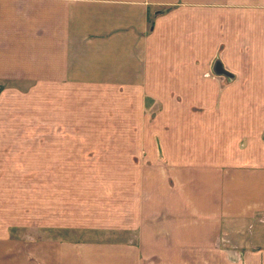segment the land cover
Masks as SVG:
<instances>
[{
    "label": "crops",
    "instance_id": "obj_1",
    "mask_svg": "<svg viewBox=\"0 0 264 264\" xmlns=\"http://www.w3.org/2000/svg\"><path fill=\"white\" fill-rule=\"evenodd\" d=\"M0 264H264V0H0Z\"/></svg>",
    "mask_w": 264,
    "mask_h": 264
},
{
    "label": "rangeland",
    "instance_id": "obj_2",
    "mask_svg": "<svg viewBox=\"0 0 264 264\" xmlns=\"http://www.w3.org/2000/svg\"><path fill=\"white\" fill-rule=\"evenodd\" d=\"M71 232H73V231H68V230H65L64 231V235H65V237H68L69 235H71ZM78 233V232H77ZM92 233L93 232H90V231H86V232H80L79 234H84V235H88V234H90L89 236H92ZM98 233H101V232H95L94 234H98Z\"/></svg>",
    "mask_w": 264,
    "mask_h": 264
}]
</instances>
